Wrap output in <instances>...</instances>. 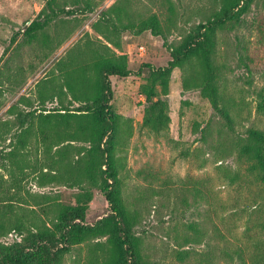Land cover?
Returning <instances> with one entry per match:
<instances>
[{
  "label": "rangeland",
  "instance_id": "rangeland-1",
  "mask_svg": "<svg viewBox=\"0 0 264 264\" xmlns=\"http://www.w3.org/2000/svg\"><path fill=\"white\" fill-rule=\"evenodd\" d=\"M47 2L0 0V178L5 192L0 200L13 204L17 213L34 210L45 219L44 205H74L75 196L87 191L91 201L85 224L93 225L110 213L96 170L93 181L83 180L79 186L40 183L43 174H54L56 167L48 168L47 159L55 158L57 149L67 147L63 167L75 173L89 143L66 141L43 162L35 128L43 114H52L55 122L53 116L65 114L61 109L74 113L85 106L74 98L75 86L93 75L91 64L99 56H120L103 41L120 48L125 37L131 73L109 78L110 106L119 116L115 159L121 168V198L135 219L132 233L140 241L143 259L149 264H264V193L237 143L250 128L264 133V108H259L264 102V0H254L237 23L215 34L220 92L232 107V130L198 90H183L179 69L170 75L167 96L158 85L151 99L142 92L150 84V70L165 67L171 59L169 47L211 18L219 0ZM41 12L45 28L34 38L23 36L24 28ZM151 15L158 18L163 35L136 34L137 24ZM49 21L54 22L48 26ZM77 31L83 32L82 37L56 59V51ZM139 47L145 49L142 54ZM82 69L85 72H79ZM67 83L74 86L72 91ZM45 84L53 93L43 94L42 100ZM158 99L165 102L170 122L167 131L154 134L142 122L145 109ZM27 127L31 132L29 149L23 152L26 166L10 177L1 156ZM24 236L10 232L0 237V243L21 244ZM105 241L97 238L71 247L63 264H88L89 250ZM100 258L96 251L93 264Z\"/></svg>",
  "mask_w": 264,
  "mask_h": 264
},
{
  "label": "trees",
  "instance_id": "trees-1",
  "mask_svg": "<svg viewBox=\"0 0 264 264\" xmlns=\"http://www.w3.org/2000/svg\"><path fill=\"white\" fill-rule=\"evenodd\" d=\"M49 1L53 0H48L47 5H50ZM253 1L219 0L220 7L211 18L199 23L176 45L169 47L171 59L167 65L150 70V84L142 87L145 97L151 99L156 96V85L160 87L161 94L167 96L170 75L174 69H179L182 71L183 90H198L225 126L232 130V107L220 92L219 72L215 62V34L218 29L237 23ZM42 16L41 12L24 28L23 36L34 38L37 32L45 28L47 21H41ZM145 31H150L155 37L163 35L155 15L137 24L136 34ZM109 43L118 47L115 42ZM79 72H85V69ZM91 72V77L83 79L86 83L80 87L75 86L77 88L74 98L82 101L85 106L74 113L61 109L65 114L53 116L55 122H52V114H43L45 116H41L35 128L38 132L35 143L43 149L41 155H45L43 162L48 154L53 155L52 149L66 141L87 142L89 148L85 149L82 159L77 161L78 168L75 173H70L63 167L68 149L61 146L62 149L55 152V158L47 159L48 168L56 167L54 174H43L40 183L60 181L79 186L83 180L93 181L96 170L100 181L99 190L108 203L110 213L93 225L85 224L86 210L91 201V195L87 191L75 196L74 205L58 203L42 206L41 214L47 219L37 216L34 210L17 213L13 204L3 203L5 200L1 198L0 237L10 232L25 236L21 244L8 246L0 243V264H63L64 256L71 247L103 237L106 239L104 244H96L89 250L91 258L88 264L94 263L96 251L101 252V258L95 260L96 264H149L141 255L139 239L132 233L135 219L128 213L121 198L118 179L121 168L115 159L119 116L111 110L112 91L109 78L129 76L131 72L127 68V58L125 55L99 56L91 64ZM67 86L70 91L74 88L68 83ZM262 104L260 109L264 108V102ZM169 122L164 101L158 99L145 109L142 126L154 134L167 131ZM44 131L50 134L44 135ZM30 132L29 127L22 128L14 143L11 141L12 148L1 156L2 168L8 170L10 177L14 171L22 172L26 166V153L23 152L29 149L30 142L27 137ZM65 137L69 139L66 140ZM237 143H241L238 153L249 162L248 171L254 174L264 193V133L250 128ZM1 179L0 193L4 196ZM13 184L16 185L15 182Z\"/></svg>",
  "mask_w": 264,
  "mask_h": 264
},
{
  "label": "crops",
  "instance_id": "crops-1",
  "mask_svg": "<svg viewBox=\"0 0 264 264\" xmlns=\"http://www.w3.org/2000/svg\"><path fill=\"white\" fill-rule=\"evenodd\" d=\"M50 23H49V25L48 26H50L54 21H49ZM85 26V25H84ZM86 28L88 27V29L90 28L89 27V24H87L86 26H85ZM49 29V31H50V33L52 34V29H53V26L51 27V28H48ZM82 31H77L74 35L72 34L71 35V37H70V39L66 42V43H64L63 45H61V47H59V49L56 51L57 52V54H56V59H59L60 57H62V55L65 53V48L68 46V45H70L73 41H77L78 40V38L82 35ZM85 33V32H84ZM89 33H91V32H89ZM91 35V34H90ZM82 37V36H81ZM97 38L98 39H101V37H99V36H97ZM90 40H94L93 39V36H90ZM71 41V42H70ZM70 42V43H69ZM104 43L103 44H105V45H107V47L108 48H110L114 53H116L117 55H126V52H125V47H126V44H127V42H125V37H123L122 39H121V41H120V48H117V47H113L111 44H109V43H107V42H105V41H103ZM65 44H66V46H65ZM65 50V51H64ZM83 50V49H82ZM64 51V52H63ZM112 78V77H111ZM53 93V91L52 90H49V85L48 84H45L44 85V88H43V90H42V92H40L41 93V98L40 99H42V100H44V97H43V94H47V93Z\"/></svg>",
  "mask_w": 264,
  "mask_h": 264
},
{
  "label": "built area",
  "instance_id": "built-area-1",
  "mask_svg": "<svg viewBox=\"0 0 264 264\" xmlns=\"http://www.w3.org/2000/svg\"><path fill=\"white\" fill-rule=\"evenodd\" d=\"M138 51H139L140 54H142L145 51V49L143 47H139Z\"/></svg>",
  "mask_w": 264,
  "mask_h": 264
}]
</instances>
